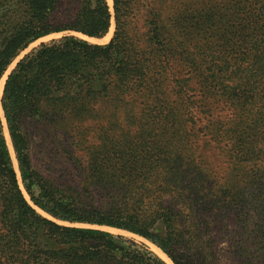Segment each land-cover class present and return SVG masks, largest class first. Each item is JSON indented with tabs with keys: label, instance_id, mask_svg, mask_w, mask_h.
<instances>
[{
	"label": "trees",
	"instance_id": "trees-1",
	"mask_svg": "<svg viewBox=\"0 0 264 264\" xmlns=\"http://www.w3.org/2000/svg\"><path fill=\"white\" fill-rule=\"evenodd\" d=\"M154 3L113 0L112 11L108 0H0V81L33 43L62 34L18 59L3 87L17 167L0 109V264H168L124 235L63 225L37 209L140 235L173 264H264V0H239L235 24L218 22L223 39L212 32L203 56L161 42ZM143 16L149 41L166 46L162 57L139 46ZM113 20L109 42L86 38H104ZM173 60L188 61L189 78L170 74ZM175 82L188 90L194 82L201 100L174 105ZM213 101L229 114L215 117ZM129 120L141 138L127 137ZM116 129L122 135L111 136ZM156 129L174 141L152 147ZM199 132L223 148L229 166L221 177L197 159ZM78 164L79 189L58 182Z\"/></svg>",
	"mask_w": 264,
	"mask_h": 264
},
{
	"label": "rangeland",
	"instance_id": "rangeland-1",
	"mask_svg": "<svg viewBox=\"0 0 264 264\" xmlns=\"http://www.w3.org/2000/svg\"><path fill=\"white\" fill-rule=\"evenodd\" d=\"M238 3L239 0H155L153 6L157 8V11L159 13L158 24L161 31L160 40L161 42L164 41L165 44L169 48H171V50H174L179 53H183V54L199 53V55L201 54L202 56L206 55L208 53V50L206 48V41L210 39L209 36L212 35V32H215L213 36H216L217 39L219 40L223 39L222 35L224 33L218 31L220 27V24H218V22L225 23V25L235 24L233 23L234 21L233 11L238 6ZM218 14L220 15L218 16ZM138 19H139L138 21L139 46L144 50V52H147V54L151 58L162 57L166 53V46L163 43L153 45L149 41L150 34L148 33V28L150 26V23L147 20V17L143 16ZM114 31H115V21L113 20L111 25V34L107 36V34L110 33L109 30V32L106 34L107 37L105 36L100 40L98 39L94 40V42L97 43L109 42L114 35ZM61 35L62 34H52L38 40L37 42L33 43L27 50L23 51L21 55L18 57V59L21 56H23L25 53H27L29 50H31V48L38 45L40 42L59 37ZM215 52L218 53L219 55L220 54L223 55L222 53L223 51L221 48L218 49V47H216ZM15 62L12 64L10 69L13 68ZM171 65L172 68L169 69V71L171 75L176 74L174 75L175 76L174 78L185 79V80L189 78L190 72H192V68L190 67L188 61L180 62L178 60H173V62H171ZM205 67H208V65H205ZM3 78L6 79V77ZM179 84L180 83L175 82L174 86L170 88L173 90L172 93L168 91L169 98L171 101L174 102L173 103L174 105L179 104V106H181V104H183L184 101L187 100L189 101L191 98L190 95L192 96V98H195L196 100H201L200 87L197 86L194 82H191L190 85H188L191 88L190 90H188L186 87L181 88ZM139 101L141 102V108L143 107L144 109H147L150 107L143 99H139ZM213 104H214L213 108L215 109V117H224L225 114H229V108L226 107V105L223 104L222 102L213 101ZM203 105L205 106L206 104ZM183 106H186L185 103ZM196 113H197L198 127L199 126L203 127L206 124V114H202L199 111ZM124 122H125L124 120H120V123L123 124ZM129 122L132 125H131V130L128 133L127 137H131V139L133 140L141 138L142 131L140 130V128H138L136 122H134L133 120L131 121L129 120ZM155 122L156 124H158L160 121L156 120ZM112 123L113 122H109V126H111ZM190 125L192 124L190 123ZM160 133L161 131L156 129L153 130L151 134L147 137L150 139V145L154 148H157L158 145L161 143V141H163L164 144H166L168 141H174V137L170 133L166 134L164 138L160 137ZM115 134L122 135V130L116 129L110 135L112 136ZM199 134H200L199 137H197L196 139L194 138L193 141L195 142L196 145L198 146L200 145L201 148L203 146L204 148L201 149L200 147H198V149H196V152H198L197 159L199 161H202L204 165L206 164L205 168L210 166L215 176L221 177L227 171V166H229L226 157L222 154L223 148L219 147L217 143L213 141L212 138L210 139L207 135H205L204 132H199ZM191 137L192 136H190V138ZM98 138L99 136L97 134L92 136L91 144L93 145V147L99 146L101 144V142L98 141ZM209 140H211L213 146H210V144L208 143ZM8 143H9V139H8ZM140 149L142 150L143 147L140 146ZM11 152L13 155L12 150ZM150 165L152 167H156L160 165V163L157 161H152ZM75 168L76 171H73V169L68 168L67 171L63 172L62 178H58V182H67V184H73L76 187L77 185L75 183H77L79 186L80 176H84V174L81 170L82 167L80 166V164H78ZM41 170L43 171L45 170V168H41ZM75 174H77V178L79 179V181L77 182L73 181L75 178ZM21 187L26 198L29 200V196L27 195L22 184ZM99 195H101V192L99 193ZM156 196H157V192H154V195H152V197H149V199H154L156 198ZM37 210L44 216L49 217L63 225L104 229L111 231L114 234L124 235L134 240L137 243H143L154 252L156 251L154 250L153 246L158 248L156 245H154L144 237L128 231L111 228L107 226L63 222L50 217L49 215H47L46 213H44L39 209ZM222 244L223 245L220 246L221 248H224L227 246L228 242L224 241ZM226 259L231 260V258L228 256L226 257Z\"/></svg>",
	"mask_w": 264,
	"mask_h": 264
},
{
	"label": "bare ground",
	"instance_id": "bare-ground-1",
	"mask_svg": "<svg viewBox=\"0 0 264 264\" xmlns=\"http://www.w3.org/2000/svg\"><path fill=\"white\" fill-rule=\"evenodd\" d=\"M108 2L110 4V6H112V0H108ZM110 34H111V28H110V33H108L107 36H109ZM86 38L92 42H94V40H97L96 38H88V37H86ZM98 40H100V39H98ZM4 80H5V78H2L0 81V100H1L2 93H3ZM5 132H6L7 138L9 139L10 150L13 151V148H11L12 145L10 144L11 142H10L9 134H8V131L6 128H5ZM13 156L15 157L14 152H13ZM14 163H15V165H17V160H15V158H14ZM153 248L157 252V254H159L165 261L168 262V264H173V262L170 260V258L167 255H165L159 248H156L155 246H153Z\"/></svg>",
	"mask_w": 264,
	"mask_h": 264
},
{
	"label": "water",
	"instance_id": "water-1",
	"mask_svg": "<svg viewBox=\"0 0 264 264\" xmlns=\"http://www.w3.org/2000/svg\"><path fill=\"white\" fill-rule=\"evenodd\" d=\"M111 9H112V11H113V0H112V6H111ZM22 57V56H21ZM20 57V58H21ZM19 58V59H20ZM18 61V60H17ZM16 63V62H15ZM14 66H15V64H14ZM13 66V67H14ZM12 69V68H11ZM11 69L10 70H8L7 71V73L4 75V77H6L7 78V75L10 73V71H11ZM5 81H6V79L4 80V84H5ZM4 87V86H3ZM1 98H2V96H1ZM0 109H1V111H2V116H3V118H4V122H5V125H6V119H5V116H4V113H3V109H2V102H1V100H0ZM6 129H7V125H6ZM7 131H8V129H7ZM9 134V133H8ZM10 138V137H9ZM10 142H11V140H10ZM11 145H12V143H11ZM12 148H13V145H12ZM13 152H14V149H13ZM15 154V153H14ZM16 158V157H15ZM162 251V250H161ZM163 252V251H162Z\"/></svg>",
	"mask_w": 264,
	"mask_h": 264
}]
</instances>
